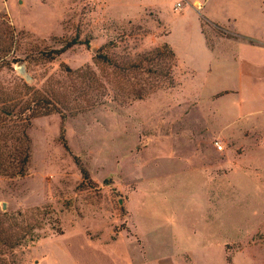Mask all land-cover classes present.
Segmentation results:
<instances>
[{
	"label": "rangeland",
	"instance_id": "374dc122",
	"mask_svg": "<svg viewBox=\"0 0 264 264\" xmlns=\"http://www.w3.org/2000/svg\"><path fill=\"white\" fill-rule=\"evenodd\" d=\"M18 80L55 111L0 176V264H264V0H0Z\"/></svg>",
	"mask_w": 264,
	"mask_h": 264
},
{
	"label": "trees",
	"instance_id": "16d2710c",
	"mask_svg": "<svg viewBox=\"0 0 264 264\" xmlns=\"http://www.w3.org/2000/svg\"><path fill=\"white\" fill-rule=\"evenodd\" d=\"M75 43L76 41L69 42L61 50L56 51L55 55H59L65 48ZM85 45H88V42ZM54 57L51 58L49 56V59L53 60ZM150 58H152L150 62L153 65L156 64L155 70H151L154 72L153 74L159 73L158 75L165 77L161 69L163 70V68L165 69L166 66L173 63L174 52L168 44H163L159 49L153 51V56ZM94 59L95 62L103 64L104 66L118 69L120 73L130 72L135 68L139 69L138 66L134 65L120 68L117 64L107 59L106 56H101V54L95 55ZM157 63H161V66ZM90 75L92 78L87 80L85 87L94 89V86H97L95 85L97 82L94 79V75L92 73ZM131 91L134 92L135 90ZM123 95L128 96L125 92ZM135 98L141 99L140 96H136ZM53 107L52 100L49 96L38 93L23 80H18L12 84H0L1 177L15 178L26 176L31 152V143L26 131L32 119L51 114L55 111ZM86 110L87 108L83 111ZM1 237L0 246L3 247L2 245H4L5 239Z\"/></svg>",
	"mask_w": 264,
	"mask_h": 264
},
{
	"label": "built area",
	"instance_id": "2783aa9c",
	"mask_svg": "<svg viewBox=\"0 0 264 264\" xmlns=\"http://www.w3.org/2000/svg\"><path fill=\"white\" fill-rule=\"evenodd\" d=\"M176 7H177V8H180V7H181V4H180V3H177V4H176ZM214 147H215V149H216L217 151H219V152L222 151V149H223L222 145H220L219 143H215V144H214Z\"/></svg>",
	"mask_w": 264,
	"mask_h": 264
},
{
	"label": "crops",
	"instance_id": "0c3cea01",
	"mask_svg": "<svg viewBox=\"0 0 264 264\" xmlns=\"http://www.w3.org/2000/svg\"><path fill=\"white\" fill-rule=\"evenodd\" d=\"M176 6V5H175ZM182 7V6H181ZM180 7V8H181ZM179 8V9H180ZM201 33V35H202V37H203V39H204V43H205V46H206V48L211 52V54H212V49L211 48H209L208 47V45H207V43H206V39H205V37H204V35L202 34V32H200ZM172 49V48H171ZM212 61H213V58H212ZM216 62V61H215ZM261 160V159H260ZM263 162H264V160H263ZM261 168V167H260Z\"/></svg>",
	"mask_w": 264,
	"mask_h": 264
}]
</instances>
